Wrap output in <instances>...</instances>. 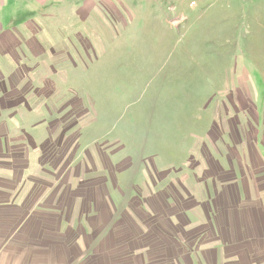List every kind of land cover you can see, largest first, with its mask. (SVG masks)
<instances>
[{
    "label": "rangeland",
    "instance_id": "374dc122",
    "mask_svg": "<svg viewBox=\"0 0 264 264\" xmlns=\"http://www.w3.org/2000/svg\"><path fill=\"white\" fill-rule=\"evenodd\" d=\"M47 1L0 76V264H264V0Z\"/></svg>",
    "mask_w": 264,
    "mask_h": 264
},
{
    "label": "crops",
    "instance_id": "0c3cea01",
    "mask_svg": "<svg viewBox=\"0 0 264 264\" xmlns=\"http://www.w3.org/2000/svg\"><path fill=\"white\" fill-rule=\"evenodd\" d=\"M52 3L53 1L47 0H0L1 77L5 75L14 76L18 71L24 69L30 70V56L40 57V53L36 52L39 49L42 50L40 46L38 47V40L46 39L49 36L46 31V22L49 18H53L51 12H53L52 7L55 6H52ZM54 4L59 5L60 0H55ZM55 13H57L56 10ZM35 41H37V46ZM4 89L6 88L4 87ZM238 153L240 156V163H238L240 169H243L242 164L250 161L248 167H251L252 171L259 158L264 157V150L252 149L249 145L242 151L238 150ZM246 169L247 166L245 167ZM249 177L250 179L241 174L240 178H238V203L243 205L242 211L260 212V215L264 218V192L256 195L252 193L251 189L254 188L261 191L264 188V182L258 183L260 181H257L258 177L256 175L251 174ZM259 178L264 181L263 178ZM254 219L257 220V216Z\"/></svg>",
    "mask_w": 264,
    "mask_h": 264
}]
</instances>
